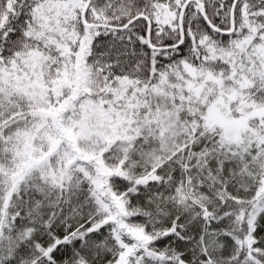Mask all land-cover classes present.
Segmentation results:
<instances>
[{
  "label": "snow or ice",
  "instance_id": "obj_1",
  "mask_svg": "<svg viewBox=\"0 0 264 264\" xmlns=\"http://www.w3.org/2000/svg\"><path fill=\"white\" fill-rule=\"evenodd\" d=\"M0 264H264V0H0Z\"/></svg>",
  "mask_w": 264,
  "mask_h": 264
}]
</instances>
